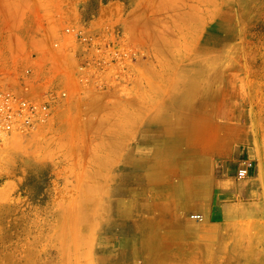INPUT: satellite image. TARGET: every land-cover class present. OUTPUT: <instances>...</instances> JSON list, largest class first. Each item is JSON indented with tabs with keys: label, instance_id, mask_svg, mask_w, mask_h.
Masks as SVG:
<instances>
[{
	"label": "rangeland",
	"instance_id": "obj_1",
	"mask_svg": "<svg viewBox=\"0 0 264 264\" xmlns=\"http://www.w3.org/2000/svg\"><path fill=\"white\" fill-rule=\"evenodd\" d=\"M30 79L68 93L0 137V264H264V0H0V92ZM231 126L258 216L213 222L188 203Z\"/></svg>",
	"mask_w": 264,
	"mask_h": 264
},
{
	"label": "crops",
	"instance_id": "obj_2",
	"mask_svg": "<svg viewBox=\"0 0 264 264\" xmlns=\"http://www.w3.org/2000/svg\"><path fill=\"white\" fill-rule=\"evenodd\" d=\"M138 108V104H135ZM152 125V120L150 121ZM233 126L225 136V141L220 147L217 146L210 158L214 161V168L210 175L209 192L197 191L194 198L188 203L196 210L208 212L210 220L231 221L238 218H255L253 213L257 205L256 195L258 182L253 168L249 169L247 177L238 179V170L245 160H249V149L242 144L234 142ZM131 163V162H130ZM132 167V163L130 164ZM155 172L161 173V169ZM199 192V193H198ZM201 213V212H200ZM180 217L179 214L168 215L166 220ZM264 220V196L261 180V221ZM170 231L162 232V237H169ZM262 237V235H261Z\"/></svg>",
	"mask_w": 264,
	"mask_h": 264
},
{
	"label": "built area",
	"instance_id": "obj_3",
	"mask_svg": "<svg viewBox=\"0 0 264 264\" xmlns=\"http://www.w3.org/2000/svg\"><path fill=\"white\" fill-rule=\"evenodd\" d=\"M67 32L74 36V42L90 44L94 41L93 37L75 27H68ZM68 43L73 44L70 41ZM72 60L75 70H70L69 66L66 67L65 63H62L59 64L60 72L82 74L83 69L87 67V60L77 54L73 55ZM29 76L32 74L28 69L26 77ZM27 81L20 89L8 88L0 92V137L14 131L24 132L33 129L38 124L47 121L57 105L67 96V89L58 81H54L47 89L40 91L33 90V85L30 83L32 79ZM252 165L253 162L250 159L245 160L238 170V177L241 179L247 177ZM190 217L199 221L204 219L201 213H192Z\"/></svg>",
	"mask_w": 264,
	"mask_h": 264
},
{
	"label": "bare ground",
	"instance_id": "obj_4",
	"mask_svg": "<svg viewBox=\"0 0 264 264\" xmlns=\"http://www.w3.org/2000/svg\"><path fill=\"white\" fill-rule=\"evenodd\" d=\"M66 55H67V54H66ZM72 79H73V78H72ZM73 81H74V80H73ZM72 83H73V82H72ZM74 83H75V82H74ZM72 85H73V84H72ZM72 85H71V86H72ZM74 87H75V86H74ZM76 88H77V86H76ZM78 103H79V102H78ZM72 147H73V146H72ZM116 149H117V148H116ZM115 153H116V152H115ZM99 173H100V172H99ZM101 173H102V172H101ZM95 174H96V172H95ZM106 174H107V173H106ZM98 176H99V175H98ZM103 177H104V176H103ZM106 177H107V176H106ZM96 180H97V179H96ZM98 180H99V179H98ZM87 182H88V181H87ZM90 183H92V182H90ZM104 183H105V182H104ZM90 185H91V184H90ZM93 185H94V184H93ZM93 185H92L91 187H93ZM98 186H99V185H98ZM102 186H103V185H102ZM88 187H89V186H88ZM94 187H95V186H94ZM82 188H84V186L81 187V189H82ZM98 188H99V187H98ZM104 188H105V187H104ZM89 189H90V187H89ZM92 189L94 190V189H97V188L95 187V188H92ZM90 190H91V189H90ZM98 190H99V189H98ZM100 190H101V188H100ZM82 191H84V190H82ZM87 192H88V190H87ZM89 192H92L91 194H94V193H95V191H89ZM89 192H88V193H89ZM98 192H99V191H98ZM84 193H85V191H84ZM84 193H82V194H84ZM85 194H86L85 196H87V193H85ZM89 194H90V193H89ZM95 194H96V193H95ZM99 194H100V193H99ZM88 196H91V195H88ZM98 196H99V195H98ZM86 198L88 199V197H86ZM87 199H86V200H87ZM83 208H84V207H83ZM82 212H83V211H82Z\"/></svg>",
	"mask_w": 264,
	"mask_h": 264
}]
</instances>
